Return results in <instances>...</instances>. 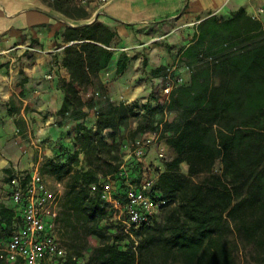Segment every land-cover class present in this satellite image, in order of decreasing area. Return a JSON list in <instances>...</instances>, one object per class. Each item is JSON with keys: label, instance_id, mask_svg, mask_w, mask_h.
<instances>
[{"label": "trees", "instance_id": "16d2710c", "mask_svg": "<svg viewBox=\"0 0 264 264\" xmlns=\"http://www.w3.org/2000/svg\"><path fill=\"white\" fill-rule=\"evenodd\" d=\"M48 1L68 18L90 17L73 0ZM115 36L98 19L67 26L63 33L69 80L60 81L64 97L57 113L79 122L73 148L46 157L39 171L64 187L56 196L54 217L67 252L64 264H137L148 250L152 264H240L233 234L251 246L255 264H264V24L244 8L225 19L205 18L180 54L189 70L187 82L163 99L155 96V104L146 102L143 111L135 103L107 100L96 110L95 127L88 126L82 120L94 103L81 93L108 65ZM127 60L120 55L118 73ZM132 123L133 135L161 128V138L174 152L155 185L166 203L161 222L130 233L121 228L112 236L101 226L109 215L100 197L101 179L116 172L121 131ZM129 168L139 175L141 162L132 160ZM121 188L114 194L123 199ZM13 217L12 207L0 203V239L11 232ZM90 236L99 244L93 246ZM133 236L141 237L139 244ZM89 249L88 259L79 262Z\"/></svg>", "mask_w": 264, "mask_h": 264}, {"label": "crops", "instance_id": "0c3cea01", "mask_svg": "<svg viewBox=\"0 0 264 264\" xmlns=\"http://www.w3.org/2000/svg\"><path fill=\"white\" fill-rule=\"evenodd\" d=\"M239 8L264 24V0H111L92 5L85 10L90 17L77 24L45 0H0V203L10 205V173L39 169L46 157L73 148L79 121L57 113L64 97L60 81L69 80L63 65L67 26L98 19L116 31L108 65L84 92L94 104L82 121L95 127L96 110L107 100L143 111L146 102L155 104L166 80L182 76L187 82L180 54L199 22L228 18ZM121 54L128 60L118 73Z\"/></svg>", "mask_w": 264, "mask_h": 264}, {"label": "built area", "instance_id": "2783aa9c", "mask_svg": "<svg viewBox=\"0 0 264 264\" xmlns=\"http://www.w3.org/2000/svg\"><path fill=\"white\" fill-rule=\"evenodd\" d=\"M110 1L73 0V3L88 10L92 5L101 7ZM185 82L182 76H175L165 84L162 93L168 95L172 87ZM165 146L160 133L154 131L124 141L116 172L101 179L100 197L121 208L122 230L126 233L142 225H153L166 203L155 188L164 162L169 159L165 155ZM132 160L141 162L139 175L129 168ZM152 168L155 172H150ZM7 183L14 226L9 235L0 239V264H64L67 252L57 235L53 195L44 176L37 168L15 171L7 176ZM117 186L122 187L123 199L114 194Z\"/></svg>", "mask_w": 264, "mask_h": 264}, {"label": "rangeland", "instance_id": "374dc122", "mask_svg": "<svg viewBox=\"0 0 264 264\" xmlns=\"http://www.w3.org/2000/svg\"><path fill=\"white\" fill-rule=\"evenodd\" d=\"M46 3H48V0H45ZM71 19V18H69ZM73 21H69L70 24H77L76 22L78 20L76 19H71ZM175 76H173L170 80H166L165 83L171 82L173 80ZM165 83L162 84V88L165 86ZM83 96H85L86 99H93L92 96L90 95L89 97H87L85 95V93H82ZM160 97V99H163V96H165L163 93H160L158 95ZM94 103V102H93ZM105 105H103L104 107ZM100 109V108H98ZM168 118H172V115H167ZM135 123H132L131 126L127 129H124L121 131V135H120V146L122 145V143L124 141H131L133 140V138H135L136 136L141 135L140 133L138 134H132V130L135 128ZM159 133H161V128L158 129ZM161 138V135H160ZM164 141V140H163ZM154 155V151L152 152V156ZM165 155L167 158H172L174 156V152L166 145L165 146ZM181 169L184 173L187 172V165L186 163H182L181 164ZM155 168L152 170H150V172H155ZM215 172H218V166H216L215 168ZM44 179L48 185V188L50 189L52 195H53V211L55 214V210H56V196L60 195L63 193L64 191V187L62 183H58L51 177L48 176H44ZM107 209H108V217L106 218L105 221H103L101 223V226H105L106 227V232L108 234H111L112 236H116L119 235L121 232V228L123 226V215H122V211L121 208L116 205L115 203H108L107 205ZM51 218V217H49ZM157 223L161 222V213L159 214L157 220L155 221ZM90 242L93 246L98 245L99 244V239L95 236H90L89 237ZM133 239L135 240L134 244H139L141 241V237L138 236H133ZM232 239H233V245H234V251L236 254V258L237 261L240 264H255L254 262V258L252 257V250H251V246H248L246 244V242L242 239V237H240L238 234L236 235H232ZM123 244V242L121 243ZM90 252V249L87 250L86 254L81 257L79 259V262H84L88 259V254ZM154 261V259H152V253H150V251L148 250L147 252H145V254H143V256L141 257V259L139 260V262L137 264H152V262Z\"/></svg>", "mask_w": 264, "mask_h": 264}]
</instances>
